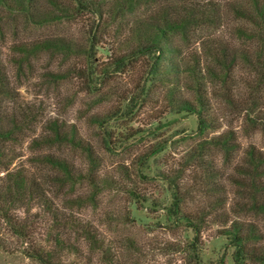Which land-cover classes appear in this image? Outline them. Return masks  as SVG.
Here are the masks:
<instances>
[{
    "label": "rangeland",
    "instance_id": "374dc122",
    "mask_svg": "<svg viewBox=\"0 0 264 264\" xmlns=\"http://www.w3.org/2000/svg\"><path fill=\"white\" fill-rule=\"evenodd\" d=\"M194 1L205 6L212 4L224 14L217 24L192 32L188 40L180 36L175 39L184 67L195 68L203 79L201 83L205 85L210 112L218 128L200 134L195 118L167 116L170 109L167 86L157 81L149 100L139 108L130 126L134 131L141 129L146 133L114 152L104 145L103 132L93 117L112 112L119 101L129 100L141 85L142 69L112 76L99 94L84 91L74 74L61 81L52 78V73H67L77 66L79 60L75 57L41 53L20 70L13 60L18 57L13 50L15 45L58 37L80 43L87 36L86 22L64 20L40 27L20 15L0 11V62L14 90L3 109L8 114H16L24 127L19 140L10 146L9 159L14 160L7 165L8 170H5L8 161H4L0 180L8 171H22L37 178L47 191L53 211L39 202L16 205L13 216L26 227L24 239L16 236L0 218V264H40L29 253L41 247L54 249V240L60 235L77 247L76 251L61 253L64 264H105L101 251L92 248L85 228L94 232L99 245L111 252L119 264H216L230 255L227 242L220 238V231L224 229L220 222L225 220L222 215L227 216L230 224L238 221L256 225L264 235V215L250 209L249 182L243 172L252 148L264 157V84L259 83L257 68L253 65L257 60L256 44L239 35L243 28L248 33L253 31L229 11L230 4L240 0ZM224 50L241 57L237 58L235 68L226 69L214 59L213 55ZM243 53L249 57L246 59ZM227 71L229 78L225 81ZM180 92L188 98L194 97L188 88ZM54 121L67 129L75 127L82 139L95 149L100 159L101 184L108 183L96 201L91 200L93 189L88 182L58 185L50 179L53 171L33 162L42 153L62 154L71 159L77 171L89 170V160L81 150L69 146H34L35 139L50 133L49 126ZM162 123L166 126H161ZM159 126L162 129L156 132V137L153 129ZM230 132L236 144L231 154L211 145V140ZM157 142L168 145L144 166L149 158L146 154ZM202 143L206 146L204 163L199 159L196 164L193 162L195 165L188 163L190 155L199 151ZM171 182L186 199V211L204 215L203 229L197 237L185 225L158 224L164 210L136 212L133 207L134 198L130 194L133 189L152 202L168 203L167 185ZM218 199L222 201L221 206H217ZM55 215L60 220L58 223L54 221ZM134 216L140 220L134 222ZM194 239L202 260L193 252Z\"/></svg>",
    "mask_w": 264,
    "mask_h": 264
},
{
    "label": "trees",
    "instance_id": "16d2710c",
    "mask_svg": "<svg viewBox=\"0 0 264 264\" xmlns=\"http://www.w3.org/2000/svg\"><path fill=\"white\" fill-rule=\"evenodd\" d=\"M0 11L20 15L28 23L40 27L64 20L86 22L87 36L80 43L58 37L15 45L13 50L18 53V57L13 60L20 70L30 63L31 58H36L41 53L52 56L63 54L65 58L75 57L79 60L77 66L67 73H52V78L54 81H61L74 74L84 91L88 94H99L109 84L112 76L131 74L139 68L142 69L141 85L129 100L119 101V106L112 112L93 117L94 123L103 132L104 145L110 152L127 147L130 140L146 133L141 129L134 131L130 126L139 108L149 100L151 88L157 81H163L162 84L167 86L166 94L170 106L167 116L195 118L200 134L218 128L210 112L205 85L201 83L203 79L198 76L195 68L184 67L180 48L175 43L176 37L188 40L195 30L217 24L224 18V14L212 4L205 6L194 0H0ZM229 11L235 19L248 25L249 30L253 31L248 33L247 29L243 28L239 30V35L256 44L254 52L257 60L253 65L257 68L259 83L264 84V0H240L239 3L230 4ZM213 56L226 69L230 66L235 68L237 58H241L226 50ZM244 56L246 59L249 57L247 53ZM224 75L226 81L229 78L228 71ZM185 88L193 92V98H188L180 92ZM13 92L0 62V170L4 161H8L5 170L13 163L14 159H9L10 146L19 140L24 129L16 114H8L3 109L4 102L13 97ZM161 126L166 124L162 123ZM161 126L153 129L154 136L158 137L156 132L162 129ZM49 129L48 135L34 140L36 148L69 146L74 150H81L86 154L90 168L87 171H77L71 159L54 153L39 154L33 158V162L53 171L50 179L58 185L88 182L93 189L91 200L96 201L97 195L108 183L103 181L101 184L98 175L100 159L95 149L82 139L75 127L67 129L59 121H54ZM159 142L146 154L149 158L144 162V166L166 149L168 144ZM205 143L200 145L199 151L190 155L188 163L196 164L197 159L202 161ZM210 143L222 148L227 154H231L236 147L231 132L214 138ZM248 154V164L243 172L249 182L247 195L251 201L250 209L264 215V157L255 148ZM167 189L170 195L168 203L165 204L152 202L135 189L131 190L135 211L164 210L158 224L168 222L171 226L185 225L192 230L195 237L199 236L203 229L204 215L186 211V199L181 196L180 189L174 183H169ZM22 202H39L53 212L47 191L37 178L22 171H8L0 180V218L10 226L16 236L24 239L22 235L26 227H23L20 219L13 216L14 207ZM221 202V199H218L217 206H221ZM138 218L132 217L134 222H138ZM222 218L225 220L220 222L224 226L220 231V238L227 242L230 255L224 256L222 261L216 264H264V235L260 229L256 225H245L238 221L230 224L225 215H222ZM54 221H60L57 215ZM84 231L91 241L92 248L101 251L105 264H119L111 252L102 244L99 245L97 236L91 229L85 228ZM195 240L191 245L193 252L202 260ZM54 242V249L37 248L28 256L40 264H64L61 261V253L77 250L63 235L57 236Z\"/></svg>",
    "mask_w": 264,
    "mask_h": 264
}]
</instances>
